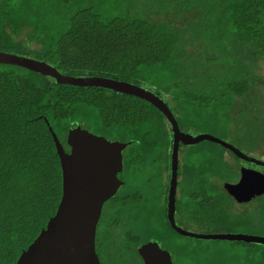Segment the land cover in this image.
Instances as JSON below:
<instances>
[{
  "label": "trees",
  "instance_id": "trees-1",
  "mask_svg": "<svg viewBox=\"0 0 264 264\" xmlns=\"http://www.w3.org/2000/svg\"><path fill=\"white\" fill-rule=\"evenodd\" d=\"M106 1L0 0V51L44 61L66 75H96L127 82L139 76L140 68L175 58L172 55L180 44L178 31L167 23L149 22L128 14L103 21L97 10ZM208 1L207 7H212V0ZM214 1L213 8H220L222 31H229L226 24L229 25L237 44L236 76L225 81V91L247 99L246 105L250 107L258 94L263 96L259 87H264V78L256 72L254 62L264 56V0ZM245 58L251 65H241L240 59ZM153 93L161 98L158 90ZM179 93L175 100L199 98L184 90ZM261 104L264 108V99ZM178 106L175 113H182V105ZM88 109L104 132L128 141L126 146H136V151L125 160L126 167L136 162V156L143 153L141 149L158 146L157 139L161 137L168 167L170 125L147 101L102 87L56 83L49 76L23 67L0 64V264H14L20 251L54 213L59 200L60 168L47 125L67 151L66 131L81 122L76 120V114L88 113ZM255 129L256 134L264 135L263 122L259 121ZM182 130L189 131V127ZM139 145L143 147L139 149ZM212 151L214 156L210 153L207 162L214 160L221 150ZM209 166L206 171L212 175L214 169ZM206 173L201 170L187 181L188 187L193 185L192 191L186 193L192 200L205 195L204 204L200 205L201 200L193 203L190 214L223 220L231 197L217 185L224 196H210ZM114 200L109 198L107 204ZM119 202L130 206L137 199L132 192ZM124 211L107 215L103 229H95L94 248L100 262L116 264L115 253L119 250L121 259L124 254L136 255L131 247L133 232H115L124 220Z\"/></svg>",
  "mask_w": 264,
  "mask_h": 264
},
{
  "label": "rangeland",
  "instance_id": "rangeland-1",
  "mask_svg": "<svg viewBox=\"0 0 264 264\" xmlns=\"http://www.w3.org/2000/svg\"><path fill=\"white\" fill-rule=\"evenodd\" d=\"M130 2L107 0L97 10V14L103 21L128 14L147 19L149 22H164L180 34V44L172 55L175 58L165 64L140 68L139 76L130 83L152 93L158 90L161 98L167 101V106L170 112H173L181 130L189 127L192 136H215L240 147L249 156L264 160V135L256 134L257 129L254 130L259 121L263 122L264 129V108L261 104L264 99V87H259L263 95L260 97L258 94L261 101L257 100L258 98L254 99L250 107L246 105L247 99L244 100L238 95H232L234 93L225 91V81L236 76L237 44L229 25L226 24L229 31H222L220 8L217 6L213 8V3L216 4V1L212 0V7L209 8L208 0H141L138 3L130 0ZM136 4H139V7H136ZM240 62L245 67L247 64L251 65L247 58L240 59ZM254 68L264 78V56L254 62ZM180 90L199 98L175 100L181 95ZM174 96L176 97L171 101ZM180 104L184 109L183 112L175 113ZM76 120H81L79 122L83 127L93 134L110 140H119L118 136L104 132L95 124L92 111L77 113ZM164 124L167 127L165 121ZM157 143L158 146L150 149L147 147L141 149L143 145H139L143 153L138 154L136 162L127 167L125 160L133 154V150L136 151V146L130 144L124 148V170H121L119 175L125 184L115 193L114 201L104 204L106 215L112 216L114 211L126 209L125 217L122 216L125 225L131 223L132 232L141 241L147 237H154L163 249L172 253L173 264H264L263 242H246L241 239H199L181 236L171 230L164 217L168 169L166 157L160 153L165 145L162 137L157 139ZM215 148L221 151H217V157L211 160L212 162H207L210 153L214 156L212 150ZM176 161L179 175L176 199L179 205L176 204L175 217L180 220L186 219L192 204L195 203V200H191L186 194L193 188V185L187 186L190 177L201 170L207 172L209 195L212 196L213 193L224 196L221 190L216 189L213 181L219 179L221 182H226L230 180L229 176L233 171L237 172L236 159L226 150L207 140L189 145L180 144ZM243 163L247 166L252 165L245 161ZM208 165L214 169L212 175L206 171ZM132 192L137 203L122 206L119 202L121 196ZM228 201L230 205L224 209L223 220L206 218L203 214L195 216L189 214L187 225L185 223L182 225L187 231L198 234L241 232L245 235L264 236V194L246 201L244 205L235 203L229 198ZM106 215H103L105 220ZM145 221L152 224V228L140 227ZM134 222L138 223L137 227L134 226ZM119 252L120 250L115 253L116 264H129L130 253L124 254L125 257L121 259Z\"/></svg>",
  "mask_w": 264,
  "mask_h": 264
},
{
  "label": "water",
  "instance_id": "water-1",
  "mask_svg": "<svg viewBox=\"0 0 264 264\" xmlns=\"http://www.w3.org/2000/svg\"><path fill=\"white\" fill-rule=\"evenodd\" d=\"M0 64L23 67L41 75L49 76L56 83L93 86L112 89L143 99L154 106L170 125V179L167 190L166 213L170 226L180 235L199 239H241L246 242H263L264 236L245 235L241 232L198 234L178 228L172 219L175 186L176 154L178 144L189 145L207 140L226 147L237 157L249 162L264 161L252 159L240 152L229 142L212 135H195L182 132L167 105L151 91L133 83L103 76H71L60 73L50 64L31 57L0 51ZM47 124V122H45ZM47 129L54 143L60 168V197L54 213L33 240L22 249L14 264H100L94 251V229L103 201L114 195L121 181L116 173L122 168V149L129 143L106 138L89 132L79 124L69 127L64 142L65 151L49 125ZM247 170V169H245ZM255 176V182L248 180ZM245 177L234 182L223 183L224 189L235 200L252 199L264 194V177L247 170ZM242 178V179H241ZM137 252L142 264H171L169 253L162 250L155 241L140 245Z\"/></svg>",
  "mask_w": 264,
  "mask_h": 264
},
{
  "label": "flooded vegetation",
  "instance_id": "flooded-vegetation-1",
  "mask_svg": "<svg viewBox=\"0 0 264 264\" xmlns=\"http://www.w3.org/2000/svg\"><path fill=\"white\" fill-rule=\"evenodd\" d=\"M163 101V100H162ZM164 102V101H163ZM165 103V102H164ZM166 104V103H165ZM167 105V104H166ZM168 107V106H167ZM75 124H79V125H81L82 127H83V124H81L80 122H78V123H74L73 125H75ZM85 128V127H84ZM180 131H182V132H188L189 133V131L187 130V131H184V130H181V129H179ZM190 134V133H189ZM96 135V134H95ZM101 136V135H100ZM103 137V136H102ZM104 138H106V137H104ZM107 139V138H106ZM107 140H110V139H107ZM111 141V140H110ZM118 141H120V142H126V141H121V140H118ZM228 142V141H227ZM230 143V142H229ZM232 146H234V147H236L235 145H233L232 143H230ZM179 145H180V143L178 144V147H179ZM182 145V144H181ZM126 147V146H125ZM124 147V148H125ZM124 148L122 149V151H121V156H122V168H121V170L123 171L124 170V158H123V150H124ZM170 149H171V144H170ZM225 149L227 150V152L228 153H230L235 159H236V170H237V172L236 171H233L232 172V174L229 176L230 177V180H226L227 182H231V183H234L237 179H238V177H240V175H242L241 177H245L244 175H246V173H247V170H252V171H256L257 173H258V175H261L262 177H264V165H262V164H260V163H258V162H249V161H247V160H245V159H243V158H239V157H237L231 150H228L226 147H225ZM236 149H238L240 152H242V153H244L246 156H248L249 158H252V159H257V160H259V161H264V160H261L259 157H253V156H249L247 153H245L242 149H240V147H236ZM178 150V149H177ZM66 151V150H65ZM68 151V150H67ZM161 155L163 156V154L165 153L166 154V151L165 150H162L161 152ZM165 157H166V155H165ZM169 157H170V153H169ZM169 161H170V158H169ZM247 162V163H251L252 165L251 166H247L245 163H243V162ZM256 166V167H255ZM167 169H168V172L166 173V181H167V184H166V190H165V201H164V207H165V211H166V203H167V190H168V185H169V179H170V167H169V163H168V167H167ZM245 169H247V170H245ZM120 170V171H121ZM119 171V172H120ZM119 172H117L116 173V177L122 182L121 183V185L120 186H122V184L124 183V180L120 177V175H119ZM247 175H250L249 173H247ZM177 176H179L178 175V172H177V163H176V171H175V186H174V195H173V211H172V219H173V222L175 223V225L178 227V228H180V229H183V230H185V231H187L186 230V228L182 225L183 223H185V225H187V222H188V217L190 218V216H189V214H190V212L187 214V216H186V219L185 220H180V219H177L176 217H175V211H176V204H178V199H176L177 198V193H176V188H177ZM249 177V179L248 180H251L252 182H255V176H253V175H250V176H248ZM242 179V178H241ZM213 183L215 184V185H217V186H221V189L222 190H224L230 197H231V200L233 201V202H235V203H238V204H242V205H244L245 203H247L248 201H250L251 199H244V200H242V201H237V200H235V198L231 195V194H229L227 191H226V189H224V187H223V183H225V182H221V181H219V179H217L216 181H213ZM120 186L118 187V189L120 188ZM117 189V190H118ZM117 192V191H116ZM115 192V193H116ZM115 193H114V195H112L111 197H114L115 196ZM127 194H125V195H123V196H121V198H124V196H126ZM205 196V195H204ZM204 196L203 197H201L200 196V198H199V200L198 199H193V200H195L194 202H196V204H197V202L198 201H200V205H201V202L204 204ZM259 196V195H258ZM111 197H109V198H111ZM109 198L108 199H106L105 201H103V203L101 204V207H100V213H99V216H98V219H97V222H96V224H95V229H99V230H101V229H103V227H104V224L106 223V221H104V216L106 215V211H105V209H106V206L104 205L108 200H109ZM191 199V198H190ZM252 199H254V198H252ZM192 200V199H191ZM247 201V202H246ZM107 204V203H106ZM179 205V204H178ZM199 205V207L201 208L202 206H200ZM103 208H104V210H103ZM241 211V210H240ZM125 212V211H124ZM166 213V212H165ZM140 214H142V213H140ZM104 215V216H103ZM108 215V214H107ZM106 215V216H107ZM164 217H165V220H166V222H167V224H168V226L171 228V230L173 231V232H175L176 234H178L176 231H174V229L170 226V224H169V222H168V220H167V213L164 215ZM108 219V218H107ZM196 219V218H195ZM134 224V226H138V223L137 222H134L133 223ZM120 226V227H119ZM119 226H116L115 227V232L116 233H125V234H129L131 231H132V225L129 223V224H126L125 225V223H124V221H122L121 223H120V225ZM152 224H149L147 221H145L143 224H141L140 225V227H149V228H152ZM95 229H94V236H95ZM178 235H180V234H178ZM181 236H184V235H181ZM185 237H187V236H185ZM132 238H133V241H135V242H133L132 241V243H131V247H133L134 249H135V252H136V255H133V254H131L130 253V258H129V261H130V263L129 264H142L143 263V260H142V257L139 255V253L137 252V248L140 246V245H142V244H144V243H146V242H148V240L150 239V240H152V241H155L156 243H157V245L162 249V250H165V251H167L168 253H169V257H170V261H171V264H173V257H172V253L169 251V250H167V249H163L159 244H158V242L155 240V238L154 237H147L146 239H144V241H141L137 236H135V234L133 233L132 234ZM94 251H95V248H94ZM97 255V254H96ZM97 258H98V256H97ZM98 261H99V259H98ZM102 262V263H101ZM99 261V263L100 264H105V262H103V261Z\"/></svg>",
  "mask_w": 264,
  "mask_h": 264
}]
</instances>
